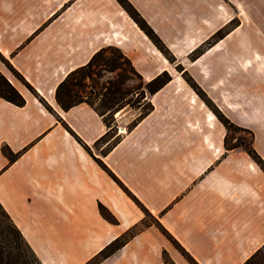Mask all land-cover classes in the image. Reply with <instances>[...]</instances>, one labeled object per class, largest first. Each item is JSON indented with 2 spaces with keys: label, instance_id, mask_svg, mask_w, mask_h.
I'll use <instances>...</instances> for the list:
<instances>
[{
  "label": "crops",
  "instance_id": "obj_1",
  "mask_svg": "<svg viewBox=\"0 0 264 264\" xmlns=\"http://www.w3.org/2000/svg\"><path fill=\"white\" fill-rule=\"evenodd\" d=\"M128 1L171 61L115 0H0V56L33 90L0 66L25 102L0 98V205L41 264H94L131 229L134 235L96 264H191L158 226L196 264H243L264 244V173L243 148L225 147L226 129L182 74L232 124L251 132L264 161V95L237 81L238 72L264 75V56L242 57L230 47L264 42V0ZM229 24L228 34L191 59ZM108 47L144 82L162 72L170 80L128 130L134 111L117 112L105 139L93 108L80 103L63 111L55 90ZM98 205L117 223L104 220ZM143 211L155 222L143 224Z\"/></svg>",
  "mask_w": 264,
  "mask_h": 264
},
{
  "label": "trees",
  "instance_id": "obj_2",
  "mask_svg": "<svg viewBox=\"0 0 264 264\" xmlns=\"http://www.w3.org/2000/svg\"><path fill=\"white\" fill-rule=\"evenodd\" d=\"M118 5L126 12L129 18L137 25V27L146 35V37L153 43V45L165 56L167 57L168 51L160 41V39L155 35L153 30L148 26L145 20L140 16L137 10L129 3L128 0H115ZM228 28L221 29L217 31L209 40L204 42L199 48H197L192 54V58H197L200 56L205 49L210 47L212 44L217 42L219 39L223 38L228 32ZM106 51H113L115 57L110 59H103L98 62V59L102 58V55ZM1 58V56H0ZM126 66L128 70L133 74L139 81V85L132 91L129 89H124L123 87V75L118 74V78L112 82H108L106 85L102 86L98 91L99 107H95L91 102L83 100L78 91L84 88L83 80H92V75L94 74L93 68L102 66L109 69L110 71H122V67ZM6 66L12 75L20 81L29 91L33 92L31 87L21 78V76L6 62ZM170 80V76L166 72H162L148 82H143L139 74L133 69L130 62L123 54L116 48L108 47L99 50L93 55L89 62L78 68L67 75V77L58 85L55 90V101L58 107L67 111L71 107L78 105L80 103H85L95 112L102 117V121L107 128V132L103 136L105 139L114 133V127L110 125L112 116L122 110L123 108L135 109L137 107H142L143 111L139 117L133 121L130 128L136 124L143 116H145L152 109V105L147 100L149 96L155 94L160 90L165 84ZM187 84L193 89L197 96L206 104V106L211 110L216 119L223 125L226 131L236 128L219 110L218 108L207 98V96L199 89V87L189 78ZM134 91L137 93L136 98H128ZM0 98L15 105L21 107L24 105V99L18 94V92L13 88V86L0 74ZM47 110H51L45 103H43ZM110 115V120L108 119ZM250 144L247 148H243L247 155L253 160V162L260 168L264 173V161L257 155V153L252 148L251 144V133ZM107 136V137H106ZM101 138V139H103ZM117 139L111 143V145L106 149L108 150L111 146L115 145ZM226 147V145H225ZM236 147H241L238 145L231 146L227 149H233ZM2 154L9 160H13L14 155L7 148L3 147L1 149ZM90 154V153H89ZM95 162L99 165L101 169L107 172L114 180L115 177L109 172L107 167L98 159L94 158ZM98 212L101 217L111 224H116L117 221L112 216V214L103 206L98 205ZM147 213V212H146ZM144 224V223H143ZM161 233L165 237H169V234L161 227L158 226ZM135 230L131 229L106 247H104L92 260L90 263H100L104 259L111 256L118 249H120L133 235ZM172 239V238H171ZM177 245V244H176ZM177 249L182 255L187 258L191 264H196L193 260L188 257L185 252L177 245ZM166 264H171L169 261H165ZM0 264H41L29 245L26 243L21 233L17 227L13 224L7 213L4 211L0 205ZM243 264H264V244L257 249Z\"/></svg>",
  "mask_w": 264,
  "mask_h": 264
},
{
  "label": "rangeland",
  "instance_id": "obj_3",
  "mask_svg": "<svg viewBox=\"0 0 264 264\" xmlns=\"http://www.w3.org/2000/svg\"><path fill=\"white\" fill-rule=\"evenodd\" d=\"M233 24L231 25L229 24L224 28H228V30L231 31V29L233 28ZM229 31L226 34H228ZM258 34L259 36H263L264 29L259 30ZM230 47L232 48V50H237L238 54L241 55L242 57H249L252 55L253 52H256L260 56H264V42H262L260 39L246 45L230 44ZM113 57H115L113 51H106L102 55V58L98 59V62L101 63L103 59H110ZM167 58H169V60L171 59L169 55H167ZM191 59H195V58L191 57ZM0 66L3 67L5 71H7L9 75H11V77H14L7 68L6 61L3 58H0ZM179 68L181 69V67ZM93 72L94 74L92 75V80H88V79L83 80V84L85 87L82 88L80 91H78V94L83 100L91 102L97 108L99 107L98 91L102 86L106 85L108 82H112L116 80L118 78V74H122L124 76L123 77L124 89H129L132 91L139 85L138 79L133 74H131L128 68L124 65L122 67V71H116V70L110 71L107 68L99 66V67H94ZM238 75L239 76H237V81H239V83H241L244 87H246V90L249 93L254 95H256L255 93H261L259 94V96L264 95V75L254 76L251 74V71L246 73L238 72ZM182 77L186 81V83L187 80L190 78L186 73H183ZM135 92L136 91H134L131 95H129L128 98L129 97L132 99L136 98L137 93ZM147 100L148 98L145 101L142 100V102L146 103ZM132 110L134 112L131 113L132 114V116L130 117L131 120L128 123H126V125L123 126L125 131L128 130L131 124L133 123V121H135L139 117V115L143 111V108L137 107ZM107 117L109 120L111 119L110 115H108ZM112 119L113 120L111 121L110 125L116 126L117 124L115 122V114L112 116ZM116 132L118 131L116 130ZM250 133L251 132L249 130H245L237 126L236 128L230 129L229 131H227L228 137L226 141V146L230 147L236 144L238 146H242V148H247L250 144V135H249ZM110 136L111 135H109L108 137ZM99 149H100V144H97L93 147V151L96 153L99 151ZM143 213H144V219H143L144 224L155 222V220L149 214H147L145 211H143ZM167 239L173 244L174 247L177 248L176 243L171 238L167 237Z\"/></svg>",
  "mask_w": 264,
  "mask_h": 264
}]
</instances>
